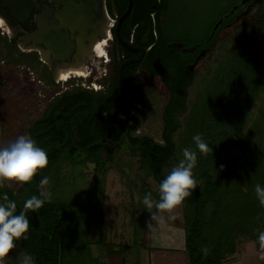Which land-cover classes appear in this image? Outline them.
Segmentation results:
<instances>
[{
  "label": "trees",
  "instance_id": "obj_1",
  "mask_svg": "<svg viewBox=\"0 0 264 264\" xmlns=\"http://www.w3.org/2000/svg\"><path fill=\"white\" fill-rule=\"evenodd\" d=\"M224 10L222 6L217 13H210L204 28L201 27L196 39H204L203 48L212 51L217 36L210 43L205 39L213 30L219 12ZM260 32L262 40L253 42L252 35ZM181 37L184 36H172L178 41ZM184 41V47H189L191 43ZM251 41L258 46L252 47ZM252 48L255 51H251ZM170 52L172 56L164 53L158 56L156 72L151 75H163L170 93L162 111L161 142L134 136L136 126L125 115L128 139L108 151L105 140L118 142L125 132L114 89L103 95L84 91L61 93L48 103L38 119L31 122L26 135L45 151L53 148L46 151L49 165L31 184L16 191L5 184L0 187V203L4 202L6 194L17 203L19 213L27 199L39 195V181L44 177L49 179L46 190L51 193V200L38 212L27 213L28 238L17 241L14 251L31 255L34 264H99V258L92 256L94 246L100 248L105 259L127 251L124 249L129 247L125 245H116V250L115 244L106 243L101 232L108 172L105 167L119 156L117 151L122 147L127 150L123 157L131 165L136 162L138 169L144 170L158 188L183 158L185 148L196 152L197 165L193 172L198 187L182 205L188 264H224L233 256L240 241L259 242V233L264 232V206L259 203L255 186L264 187V13L250 29L240 33L212 70L198 102L190 111L186 126L190 133L184 131L178 139L175 136L182 129L179 116L188 111V89L194 80L192 75L185 74L188 56L181 51ZM132 79L133 73L121 83L122 97L127 94ZM255 106L257 116L250 119ZM197 134L209 145L206 156L196 148L193 137ZM97 142L100 143L86 151L78 150ZM103 153L105 162L101 159ZM87 164L93 165L91 178L95 183L92 188H89L90 180L85 171ZM76 180L83 191L63 196L61 191L72 192ZM149 192L158 200V191L148 189L144 195ZM144 214L146 229L150 214L145 206ZM92 226L99 241L90 239ZM205 248L207 254L203 251Z\"/></svg>",
  "mask_w": 264,
  "mask_h": 264
},
{
  "label": "flooded vegetation",
  "instance_id": "obj_2",
  "mask_svg": "<svg viewBox=\"0 0 264 264\" xmlns=\"http://www.w3.org/2000/svg\"><path fill=\"white\" fill-rule=\"evenodd\" d=\"M202 1L0 0V63L18 68L23 77H33L32 81L36 77V82L45 88L67 83L64 92L103 95L112 89L116 94L118 69L131 62L123 67L119 79L121 92V83L133 73L127 94L122 97L124 113L131 119L128 95L138 79L159 83L170 99L165 77L151 76L156 72L158 56L181 51L189 60L184 66L185 74L192 75L199 62L211 53L202 47L204 39H196L199 34L185 31L181 40H173L172 17L178 18L180 7L193 11L207 6L208 13L225 8L205 39L210 43L216 35L213 46L225 30L251 21L254 24L264 13V0H208L203 5ZM183 41L190 46L184 47Z\"/></svg>",
  "mask_w": 264,
  "mask_h": 264
},
{
  "label": "rangeland",
  "instance_id": "obj_3",
  "mask_svg": "<svg viewBox=\"0 0 264 264\" xmlns=\"http://www.w3.org/2000/svg\"><path fill=\"white\" fill-rule=\"evenodd\" d=\"M223 1V0H222ZM208 0H203L207 4ZM203 7V6H202ZM192 11L189 7H180L178 18L174 16L173 35L180 37L183 31L198 35L199 28L205 24L210 16L209 11ZM176 16V15H175ZM177 19V20H176ZM256 21V20H255ZM205 26V25H204ZM204 26L202 28H204ZM252 21L233 29L225 30L219 41L213 46L210 54L199 62L197 68L191 73L194 83L188 89L187 113L179 116L182 129L175 139L189 134L186 126L190 119V111L198 102L203 87L207 84L212 70L219 64L240 36V33L250 29ZM181 31V32H178ZM261 30V29H260ZM199 32V33H198ZM253 42L262 40V32L252 35ZM251 41V42H252ZM251 43L257 47V43ZM251 51H255L254 48ZM4 62V61H3ZM5 63V62H4ZM33 78V77H32ZM31 76L23 77L18 68L0 63V146H5L20 135H26L31 122L38 119L46 109L48 103L59 93L64 92L67 83L55 87L45 88ZM219 90L220 87L218 86ZM67 89V88H66ZM169 96L159 83L147 79H138L128 95L127 110L136 126L134 136H146L156 142H161L163 133L162 111ZM257 107H252L250 119L257 116ZM189 128V127H187ZM127 150L122 147L117 151L121 157H114L113 162L105 168L108 172L105 177L103 222L101 226L102 238L106 243L121 244L129 248L118 257H105L100 248L93 247L92 256L99 258V264H188L185 251V227L182 218V206L171 215L162 213V219L152 222V227L144 229V205L142 203L146 190L158 191L157 184L147 176L144 170H139L123 157ZM176 165V164H175ZM93 165L87 164L85 171L90 180L89 188L94 186L91 176ZM73 177V174H72ZM69 181V180H68ZM12 190L21 186L5 183ZM65 188V187H64ZM69 190L61 191L63 196L80 194L83 188L79 182ZM92 203L94 199L91 200ZM92 242L100 239L94 226L90 229ZM103 241V240H102ZM116 246V250H117ZM18 254L13 251L6 260V264H21ZM262 252L259 242L250 243L242 240L236 247L233 256L224 264H263ZM21 255V254H19Z\"/></svg>",
  "mask_w": 264,
  "mask_h": 264
},
{
  "label": "clouds",
  "instance_id": "obj_4",
  "mask_svg": "<svg viewBox=\"0 0 264 264\" xmlns=\"http://www.w3.org/2000/svg\"><path fill=\"white\" fill-rule=\"evenodd\" d=\"M196 148L203 155L210 151L209 145L204 142L201 135L193 137ZM49 158L46 151L37 146L31 136L20 135L5 146H0V187L5 183L16 185L31 184L36 176L47 169ZM197 165V154L189 148L183 150V158L174 165L158 188V200H154L152 193H147L143 198V205L150 214L147 221L148 227L152 222L162 219L160 214L171 215L186 200L193 195L198 187L194 178V168ZM49 179L39 181V195H32L23 204V209L17 212V203L10 200L5 194L3 203H0V264H6L9 255L16 249V242L26 240L30 230V221L27 217L29 211L38 212L46 202L51 200V193L47 191ZM259 203L264 206V187L255 186ZM259 248L264 253V232L258 236ZM207 254V249L203 250ZM21 264H34L31 255H19ZM264 259V255L261 256Z\"/></svg>",
  "mask_w": 264,
  "mask_h": 264
},
{
  "label": "water",
  "instance_id": "obj_5",
  "mask_svg": "<svg viewBox=\"0 0 264 264\" xmlns=\"http://www.w3.org/2000/svg\"><path fill=\"white\" fill-rule=\"evenodd\" d=\"M130 7H131V4L128 8V11L126 12L125 16L128 14V12L130 11ZM131 62H126L124 64H122L119 69H118V72H117V77H116V98H117V105H118V110H119V115H120V118H121V122L125 128V132L124 134L121 136L120 140L118 142H115V141H112V140H105V142L108 144V151H112L114 148L118 147L122 142L124 141H127L128 139V134H129V127H128V124L126 122V119H125V113H124V107H123V102H122V96H121V92H120V87H119V79H120V74L123 70V67L125 65H128L130 64ZM71 141H72V144L75 146V142H74V138L71 137ZM100 142H97L96 144L92 145L91 147L87 148V149H80L78 148L79 151H86L92 147H94L95 145L99 144ZM55 148H59V147H55ZM53 148H49L47 149L46 151H49ZM101 159L105 162L106 158H105V153H103L101 155Z\"/></svg>",
  "mask_w": 264,
  "mask_h": 264
}]
</instances>
